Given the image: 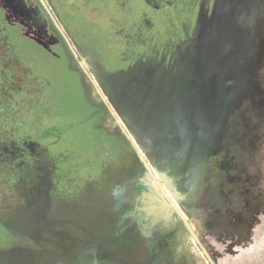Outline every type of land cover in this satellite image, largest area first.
I'll use <instances>...</instances> for the list:
<instances>
[{
    "label": "flooded vegetation",
    "instance_id": "af4514ba",
    "mask_svg": "<svg viewBox=\"0 0 264 264\" xmlns=\"http://www.w3.org/2000/svg\"><path fill=\"white\" fill-rule=\"evenodd\" d=\"M43 2L76 56L39 0H0V182L18 194L0 207V264H187L164 193L191 227L203 188L235 166L223 140L252 93L242 55L264 0ZM18 68L51 93L35 124L10 122ZM64 113L75 120L60 125ZM82 122L97 149L49 151Z\"/></svg>",
    "mask_w": 264,
    "mask_h": 264
},
{
    "label": "rangeland",
    "instance_id": "374dc122",
    "mask_svg": "<svg viewBox=\"0 0 264 264\" xmlns=\"http://www.w3.org/2000/svg\"><path fill=\"white\" fill-rule=\"evenodd\" d=\"M262 20L263 30L261 28L252 37V49L242 55V66L246 68L243 67V72L253 84L252 93L229 118L223 140L235 166L213 175L186 215L215 264H264V18ZM15 84L22 88L24 100H19L16 105L11 103L14 109L9 113L14 119L10 122L35 124L37 120H44V116L52 115V103L44 98L45 95L52 99L51 93H45L41 83L18 68ZM1 100L5 107L8 101ZM33 100L38 107L34 115L28 109ZM73 116L64 113L57 121L65 125L75 120H71ZM88 128L89 122H82L78 128L64 131L61 143L49 151L76 150L75 153L68 152V155L78 158L89 149H97L94 140L100 135ZM34 134L28 132L24 135L32 138L36 136ZM51 138L44 137L42 145L53 141ZM17 198L15 190H9L0 182V207L11 206ZM151 198L158 202L155 197ZM180 238L181 248L188 257L187 264H208L192 239L185 235Z\"/></svg>",
    "mask_w": 264,
    "mask_h": 264
},
{
    "label": "water",
    "instance_id": "95a60500",
    "mask_svg": "<svg viewBox=\"0 0 264 264\" xmlns=\"http://www.w3.org/2000/svg\"><path fill=\"white\" fill-rule=\"evenodd\" d=\"M42 8L47 12V14L50 17V20L54 26V28L59 32V34L61 35V37L63 38V40L65 41V43L67 44V46L70 48L71 52L73 53L74 56H76L73 52V50L71 49V45L69 43V41L67 40V38L65 37V35L62 33L61 29L59 28L58 24L55 22V20L53 19L52 15L49 13L46 5L44 4L43 0H39ZM79 66L81 67V69L83 70V72L87 75L86 71L83 68L82 63H79ZM113 119L115 120L116 125H118L122 132L124 133L126 139L131 143L130 138L127 136V134H125L124 130L121 127V124L119 123V121L116 119L115 115H112ZM141 161L144 163L143 159H141ZM145 167L147 168V165L144 163ZM164 198L166 200H168V202L170 203L171 207L176 211L177 215L179 216V218L181 219L184 227L186 228L187 232L189 233L191 239L194 241V243L198 246L202 256L205 258V260L207 261L208 264H215L212 259L210 258V256L208 255V253L206 252V250L204 249V247L201 245L200 241H199V237L194 233V231L191 229V227L189 226V224L187 223L186 219L183 217V215L180 213V211L175 207V205H173L171 203V201L169 200V198L167 197V195L164 193Z\"/></svg>",
    "mask_w": 264,
    "mask_h": 264
},
{
    "label": "bare ground",
    "instance_id": "6f19581e",
    "mask_svg": "<svg viewBox=\"0 0 264 264\" xmlns=\"http://www.w3.org/2000/svg\"><path fill=\"white\" fill-rule=\"evenodd\" d=\"M145 201H146V207H149V208L154 207L153 204L150 205V202L148 199H146ZM155 209H156V211L153 208L154 212L156 213V217H160L162 215H170V212H171L170 209H168V208H160V207L155 206Z\"/></svg>",
    "mask_w": 264,
    "mask_h": 264
},
{
    "label": "snow or ice",
    "instance_id": "6c2138e0",
    "mask_svg": "<svg viewBox=\"0 0 264 264\" xmlns=\"http://www.w3.org/2000/svg\"><path fill=\"white\" fill-rule=\"evenodd\" d=\"M149 178H151V174L149 173Z\"/></svg>",
    "mask_w": 264,
    "mask_h": 264
},
{
    "label": "trees",
    "instance_id": "16d2710c",
    "mask_svg": "<svg viewBox=\"0 0 264 264\" xmlns=\"http://www.w3.org/2000/svg\"><path fill=\"white\" fill-rule=\"evenodd\" d=\"M21 40H23V39H21ZM27 41V40H26Z\"/></svg>",
    "mask_w": 264,
    "mask_h": 264
}]
</instances>
